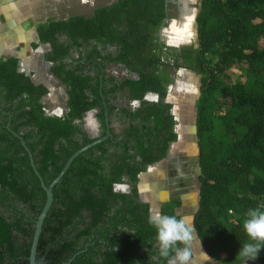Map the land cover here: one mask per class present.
Instances as JSON below:
<instances>
[{
    "label": "trees",
    "instance_id": "16d2710c",
    "mask_svg": "<svg viewBox=\"0 0 264 264\" xmlns=\"http://www.w3.org/2000/svg\"><path fill=\"white\" fill-rule=\"evenodd\" d=\"M167 13L166 0H118L93 16L38 24L34 47L51 44L45 58L67 87L63 115L47 114L49 88L21 70L19 57H0V264H30L47 200L32 158L49 186L74 153L97 139L85 127L93 109L99 137L114 118L124 127L118 132L111 125V136L76 156L54 186L37 258L48 264L170 263L175 252L159 255L148 222L152 206L138 185L140 174L178 140L167 96L181 68L201 76L194 228L212 258L241 264L236 253L249 240L243 221L250 209H264V0H201L198 46L160 41ZM113 65L138 76L118 78L107 72ZM151 92L159 99H145ZM116 184L131 190H116ZM180 205L166 201L161 213L182 219ZM248 262L264 264V249Z\"/></svg>",
    "mask_w": 264,
    "mask_h": 264
},
{
    "label": "crops",
    "instance_id": "0c3cea01",
    "mask_svg": "<svg viewBox=\"0 0 264 264\" xmlns=\"http://www.w3.org/2000/svg\"><path fill=\"white\" fill-rule=\"evenodd\" d=\"M59 1L60 0H27L26 12L23 11L15 15L14 17L16 19H14V21L12 20L9 26L4 25V27L0 28V57H19L24 70L27 73H32L37 82L46 84L49 87L50 93L46 101L48 108L61 113L63 106H60L53 98L57 96L56 90H58L55 82L58 83L60 81L49 73V64L43 54L44 48L42 46L34 47V44L39 43L37 25L41 22H46L52 19H67L77 14L91 16L93 15L94 10L100 5L99 1L101 0H71L73 2H81V8L84 4L90 3L91 8H87L86 11L79 13L66 15H62L55 7L52 9V5H57ZM102 1H104L102 4L107 5L113 0ZM37 2L41 5V10L38 11L34 10L35 7H32V5ZM67 6L68 5H66L65 8H67ZM35 12H39L37 20L35 19ZM34 54L42 55V62L46 70L44 74L39 72ZM121 67V65L112 66L111 69L113 70V74L119 75ZM122 70L123 75L121 77H124L127 74V69ZM61 86L64 85L61 83ZM61 88L60 90H62ZM178 89V91H184L187 89V86L183 84ZM65 92L66 90L63 89L61 94L66 98ZM155 97L156 96H150L152 99ZM168 101L173 103V114L176 116L177 120L178 129H176L179 135L178 140L171 145L170 152L163 160L151 165L147 171L140 174L139 189L142 196L151 202V215H154L157 212L161 213L162 204L166 201L175 199L181 202L180 207L177 209L178 214H180L182 219L188 223L189 219L192 220L194 218V215L199 208L200 181L199 174L196 172V161L199 159V149L196 139L192 140L193 142L190 143L185 142L183 137L187 134L181 120L182 114L178 111V107L173 101V97L170 96ZM133 102L136 107L140 105L136 104L135 101ZM110 124L118 132L124 127V125L116 118L112 119V123ZM85 127L90 134L93 133L94 135H100L101 122L97 118V113L96 117L93 113L86 114ZM194 132L195 138H197L196 126ZM125 189V187L120 188L121 191H124ZM191 227L193 229L192 234H194V224L191 225ZM200 242L201 241L198 238V241L195 240L190 243L189 246L192 249L195 248L192 251V257L187 261V264H222L212 258L206 252L203 245L201 249Z\"/></svg>",
    "mask_w": 264,
    "mask_h": 264
},
{
    "label": "rangeland",
    "instance_id": "374dc122",
    "mask_svg": "<svg viewBox=\"0 0 264 264\" xmlns=\"http://www.w3.org/2000/svg\"><path fill=\"white\" fill-rule=\"evenodd\" d=\"M26 1L27 0H0V28L4 27V25L9 26L11 21L12 20L14 21V19H16L14 17L15 15H17L23 11L26 12V10H27ZM36 1H40V0H36ZM103 2L104 1L101 0V1H99V4H101ZM194 2L195 3L192 6L196 8V15H198L199 11H200V6H201V0H195ZM66 5L71 6V7L67 6V8H69V9H67V8H65ZM32 7H35L34 10H36V11L41 10V5L38 4V2L34 5H32ZM54 7L56 9H58V11L62 15H66V14H75V13H79L82 11H86L87 8L88 9L91 8V4L90 3L84 4V6L81 8V2H79V1L73 2L71 0H60L57 3V5L56 4L52 5V9ZM49 10H51V9H49ZM38 14H39V12H35V17H36L35 19L36 20L38 19V17H37ZM176 16L174 18H172V20H173L172 22L170 21L169 28L172 27V25L174 26V22L176 23V20H180L179 17H176ZM168 29H167V33H168L169 38L171 39L172 33L169 32ZM192 32L194 33V35H193L192 41H190V42H193L194 44H196V46H198V26H197L196 20H194L192 22ZM34 57L36 58L37 66L39 68V72L44 74L46 72V70H45V66L42 62V55L41 54H39V55L34 54ZM116 69H118V68H116ZM122 75H123V70H122V68H120L119 76H122ZM55 84H56V87L58 88V90H56L57 96H55L53 98L58 102V104L60 106H64V104H65L64 102L66 101V98H65V96H63L61 94L64 87L61 86L60 82H58V83L55 82ZM180 84H185V85L189 84L190 87L187 86L186 90L178 91L179 90L178 88L181 86ZM200 84H201L200 74H197L194 71L182 70L181 75L178 76V78H177L176 86L174 85V87L172 88L173 90L171 89L172 91H170L168 96H167V100L169 99L170 96L173 97V101L177 105L178 111L181 112V114H182L181 120L183 123L184 130L186 131V134H187L183 138H184L185 142H187V143L193 142L192 140H194V139H196V141H197V138H195V132L194 131H195V126H196V121H197V102L199 100V97L201 96ZM60 88L62 90H60ZM196 154H197V152H196ZM200 171H201L200 170V163H199V159H197V161H196V172L198 174H200ZM121 190H123V189H121ZM151 209H152V207H151ZM188 223H190V225H193L194 224L193 219L192 220L189 219ZM198 238L199 237H198L197 232L195 230V232L193 234V239L191 240L190 243L194 242L195 240L198 241ZM194 248L192 249L189 246L190 257H192V253H193L192 251L194 250ZM190 257H189V259H190ZM174 259H175V257L172 260H174ZM177 264H178V262H177ZM248 264H254V263L248 262Z\"/></svg>",
    "mask_w": 264,
    "mask_h": 264
},
{
    "label": "clouds",
    "instance_id": "9594fccd",
    "mask_svg": "<svg viewBox=\"0 0 264 264\" xmlns=\"http://www.w3.org/2000/svg\"><path fill=\"white\" fill-rule=\"evenodd\" d=\"M148 222L156 230L159 255L166 258L171 252H175V259L170 261V264H187L190 257L188 245L193 239L191 225L175 215L160 212L150 215ZM243 229L249 240L240 245L236 256L241 260V264H248L249 260H255L264 249V209H250L243 221ZM181 244L185 246L180 247ZM200 246L202 249V240Z\"/></svg>",
    "mask_w": 264,
    "mask_h": 264
},
{
    "label": "water",
    "instance_id": "95a60500",
    "mask_svg": "<svg viewBox=\"0 0 264 264\" xmlns=\"http://www.w3.org/2000/svg\"><path fill=\"white\" fill-rule=\"evenodd\" d=\"M178 2H183L184 3V6H183V11L186 7V1L185 0H179ZM195 2H191L189 3V6H191V8H193V12H194V20L197 19V16L196 15V8L193 7L192 5L194 4ZM165 21H173L171 18H166ZM179 21H181L182 23L185 22V17L183 16V12L181 13V16H180V20H176V23H178ZM169 27L167 26H162V33L161 35L162 36H166L168 39H169V42H170V38L168 36V33H167V29ZM171 44H176V45H180V43H187L188 42H179V43H173V42H170ZM191 43V42H189ZM23 70V68L21 69ZM176 83H177V80H176ZM176 83L171 85V88L174 87V85L176 86ZM150 96H156L154 99L150 98ZM145 99L147 100H158L159 99V95L156 94V93H148L145 97ZM136 104H140V101H135ZM98 112L97 109H93L91 111H89L88 113H93L96 117V113ZM58 115V114H57ZM112 134L111 132V125L110 123H108V130H107V134L103 137H99V135H94L93 133H91V135L93 137H97V139L95 141H93L92 143H90L89 145L83 147L82 149L78 150L76 153H74L70 159L68 160V162L66 163L65 167L63 168V170L61 171V173L59 174V176L57 178H55L53 180V182L47 186L45 181H44V178L42 177V175L40 174V172L38 171V168L34 162V159L32 158V164H33V167L36 171V173L38 174L39 178L41 179V182H42V185L43 187L45 188L46 192H47V200H46V203H45V206L41 212V214L39 215V218L37 220V224H36V230H35V234H34V238H33V243H32V247H31V254H30V264H48L47 262H45L44 260H39L37 258V251H38V243H39V240H40V236H41V233H42V229H43V224H44V220L52 206V203H53V199H54V186L61 181L62 177L64 176L65 172L68 170V168L70 167L71 163L73 162V160L75 159L76 156H78L79 154H81L84 150L90 148L91 146L103 141L104 139H107L108 137H110ZM24 144H26L24 141H23ZM122 187H126V189L124 190L125 192H130L131 190V187L129 186V184H116L115 188L116 190H120V188ZM123 191V192H124Z\"/></svg>",
    "mask_w": 264,
    "mask_h": 264
},
{
    "label": "flooded vegetation",
    "instance_id": "af4514ba",
    "mask_svg": "<svg viewBox=\"0 0 264 264\" xmlns=\"http://www.w3.org/2000/svg\"><path fill=\"white\" fill-rule=\"evenodd\" d=\"M116 1H118V0H113L112 2L110 1V4H112V3H114V2H116ZM179 0H166V9H167V17L168 18H174L176 15V17H179V19H180V16H181V13L183 12V6H184V3L183 2H178ZM110 4H107V5H110ZM107 5H104V4H100L95 10H94V13H93V15L95 14V12H96V10L98 9V8H100V7H103V6H107ZM77 15H85V14H77ZM93 15H91V16H93ZM74 16H76V15H74ZM87 16H90V15H87ZM72 17V16H71ZM166 17V18H167ZM70 18V17H69ZM165 18V19H166ZM68 19V18H67ZM53 20V19H52ZM59 20H66V19H59ZM49 21V20H48ZM41 23H43V22H41ZM169 23H170V21H165L164 20V23L162 24V26L164 25V26H167V27H169ZM40 24V23H39ZM162 26H161V28H160V30H159V37H160V41L161 42H165L166 43V45L168 46V47H170V46H172V47H180V46H184V45H191V44H194L193 42H191V43H189L188 42V44L187 43H180V45H176V44H171L170 42H169V39L166 37V36H162L161 35V33H162ZM37 27H38V25H37ZM38 31V30H37ZM39 37V36H38ZM39 46H42L43 48H44V52H43V54H44V58H45V55H46V53L47 52H49L50 50H51V44L50 43H46V44H40ZM113 49V48H112ZM75 54V53H74ZM76 55V54H75ZM46 59V58H45ZM46 61L48 62V64H49V73L52 75V76H54V77H56L55 75H53L52 73H51V67L53 66V63L51 62V61H48L47 59H46ZM114 66V65H113ZM122 67V69H127L124 65H121ZM23 67H22V65H21V69H22ZM112 68V67H111ZM111 68H109L108 70H107V72H110L111 74H113V70L111 69ZM182 70H189V69H186V68H181V69H178V70H176L175 71V73H174V78H175V82L173 83V84H175L176 83V80H177V78H178V76H180L181 75V72H182ZM22 71H25L24 70V68H23V70ZM189 71H192V70H189ZM26 72V71H25ZM27 73V72H26ZM27 74H32V73H27ZM113 75H115V74H113ZM116 77H118V78H123V77H121V76H119V75H115ZM126 76H132V77H137L138 75L136 74V73H131L130 71H129V69H127V74H126ZM126 76H124V77H126ZM33 78H34V75H33ZM57 78V77H56ZM58 79V78H57ZM34 80L36 81V79L34 78ZM59 80V79H58ZM60 81V80H59ZM37 82V81H36ZM61 82V81H60ZM62 83V82H61ZM63 84V83H62ZM172 84V85H173ZM46 85V84H45ZM64 85V84H63ZM47 86V85H46ZM48 87V86H47ZM64 87V90H66V92H65V95H66V98H67V100L65 101V104H64V106H63V108H62V112L61 113H59V112H56V110H50L48 107H47V114H49V115H54V114H58V115H63L67 110H68V107H67V102H68V99H69V96H68V92H67V87L64 85L63 86ZM200 87H201V84H200ZM49 88V87H48ZM173 88V87H172ZM171 88V86H170V89H169V92L170 91H172L173 89ZM172 89V90H171ZM49 93H50V89H49ZM49 93H48V95H49ZM48 95L45 97V102L47 101V98H48ZM154 101V100H153ZM168 101V100H167ZM169 102V101H168ZM134 102H131V105L132 106H134V107H136L134 104H133ZM47 104V103H46ZM111 125V124H110ZM100 136V135H99Z\"/></svg>",
    "mask_w": 264,
    "mask_h": 264
},
{
    "label": "bare ground",
    "instance_id": "6f19581e",
    "mask_svg": "<svg viewBox=\"0 0 264 264\" xmlns=\"http://www.w3.org/2000/svg\"><path fill=\"white\" fill-rule=\"evenodd\" d=\"M185 1H186V7L183 11L185 22L183 23L181 21L178 23L174 22V26L172 25V27L168 29V31L172 33L170 41L173 43L188 42V41L190 42L193 39L194 33L192 32V22L194 21L195 11L193 12V8L189 6V3L195 0H185ZM180 85L182 86L183 84ZM186 86L190 87L189 84Z\"/></svg>",
    "mask_w": 264,
    "mask_h": 264
}]
</instances>
